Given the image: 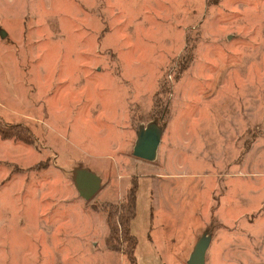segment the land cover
I'll list each match as a JSON object with an SVG mask.
<instances>
[{
  "label": "rangeland",
  "instance_id": "374dc122",
  "mask_svg": "<svg viewBox=\"0 0 264 264\" xmlns=\"http://www.w3.org/2000/svg\"><path fill=\"white\" fill-rule=\"evenodd\" d=\"M131 180L136 264H264V0H0V264H129Z\"/></svg>",
  "mask_w": 264,
  "mask_h": 264
},
{
  "label": "water",
  "instance_id": "95a60500",
  "mask_svg": "<svg viewBox=\"0 0 264 264\" xmlns=\"http://www.w3.org/2000/svg\"><path fill=\"white\" fill-rule=\"evenodd\" d=\"M160 130L156 125H148L138 129L131 154L145 161H152L159 144ZM74 188L83 200L92 198L98 188V179L90 173H77L73 179ZM208 248V239L199 238L194 244L186 264H204V256Z\"/></svg>",
  "mask_w": 264,
  "mask_h": 264
},
{
  "label": "trees",
  "instance_id": "16d2710c",
  "mask_svg": "<svg viewBox=\"0 0 264 264\" xmlns=\"http://www.w3.org/2000/svg\"><path fill=\"white\" fill-rule=\"evenodd\" d=\"M135 187V181L131 180L130 187L125 191L124 201L120 204H109L106 210L109 233L116 237V226L120 228V237L125 243L123 252L129 264H135L133 250L136 242L129 232V223L134 217Z\"/></svg>",
  "mask_w": 264,
  "mask_h": 264
},
{
  "label": "crops",
  "instance_id": "0c3cea01",
  "mask_svg": "<svg viewBox=\"0 0 264 264\" xmlns=\"http://www.w3.org/2000/svg\"><path fill=\"white\" fill-rule=\"evenodd\" d=\"M136 264V263H135Z\"/></svg>",
  "mask_w": 264,
  "mask_h": 264
}]
</instances>
